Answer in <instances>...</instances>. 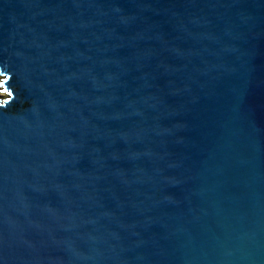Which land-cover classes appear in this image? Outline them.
<instances>
[{"label":"water","instance_id":"water-1","mask_svg":"<svg viewBox=\"0 0 264 264\" xmlns=\"http://www.w3.org/2000/svg\"><path fill=\"white\" fill-rule=\"evenodd\" d=\"M0 264H264V0H0Z\"/></svg>","mask_w":264,"mask_h":264},{"label":"rangeland","instance_id":"rangeland-1","mask_svg":"<svg viewBox=\"0 0 264 264\" xmlns=\"http://www.w3.org/2000/svg\"><path fill=\"white\" fill-rule=\"evenodd\" d=\"M2 80H3V77L0 76V83L2 82ZM0 89H2L1 86H0ZM7 97H8L7 94L2 92V90H0V99H6Z\"/></svg>","mask_w":264,"mask_h":264}]
</instances>
